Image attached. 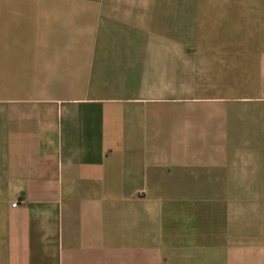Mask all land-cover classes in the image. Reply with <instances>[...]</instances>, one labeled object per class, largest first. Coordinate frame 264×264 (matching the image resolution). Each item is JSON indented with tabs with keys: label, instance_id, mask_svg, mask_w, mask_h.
<instances>
[{
	"label": "crops",
	"instance_id": "0c3cea01",
	"mask_svg": "<svg viewBox=\"0 0 264 264\" xmlns=\"http://www.w3.org/2000/svg\"><path fill=\"white\" fill-rule=\"evenodd\" d=\"M237 178H264V0H0V264L230 263L196 235Z\"/></svg>",
	"mask_w": 264,
	"mask_h": 264
},
{
	"label": "rangeland",
	"instance_id": "374dc122",
	"mask_svg": "<svg viewBox=\"0 0 264 264\" xmlns=\"http://www.w3.org/2000/svg\"><path fill=\"white\" fill-rule=\"evenodd\" d=\"M192 49L187 46L179 49L181 72L204 71L202 56H197L193 66L194 58L188 55ZM197 50L202 55V49ZM211 67L214 70L215 66ZM216 68L219 72V67ZM214 83V87H220L219 82ZM237 179L243 181V185L235 187L245 191L228 192L224 216L213 219L209 226H205L206 232H197L196 237H205V245H210L208 250L211 252H227L231 264H264V178Z\"/></svg>",
	"mask_w": 264,
	"mask_h": 264
},
{
	"label": "built area",
	"instance_id": "2783aa9c",
	"mask_svg": "<svg viewBox=\"0 0 264 264\" xmlns=\"http://www.w3.org/2000/svg\"><path fill=\"white\" fill-rule=\"evenodd\" d=\"M12 204H14V203H12Z\"/></svg>",
	"mask_w": 264,
	"mask_h": 264
}]
</instances>
